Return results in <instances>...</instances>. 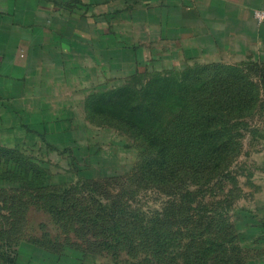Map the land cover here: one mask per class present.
<instances>
[{
    "label": "rangeland",
    "instance_id": "1",
    "mask_svg": "<svg viewBox=\"0 0 264 264\" xmlns=\"http://www.w3.org/2000/svg\"><path fill=\"white\" fill-rule=\"evenodd\" d=\"M258 10L209 12L190 59L53 25L44 74L0 98V264H264V45L235 30Z\"/></svg>",
    "mask_w": 264,
    "mask_h": 264
},
{
    "label": "crops",
    "instance_id": "2",
    "mask_svg": "<svg viewBox=\"0 0 264 264\" xmlns=\"http://www.w3.org/2000/svg\"><path fill=\"white\" fill-rule=\"evenodd\" d=\"M50 2L0 0V98L8 100L14 96L18 86L30 88L37 83L35 77L39 75L40 78L46 68V57L42 59L40 52L46 50L49 44L47 32L53 25L61 26L65 19L72 26L71 32L66 34L71 39L72 47H79L77 39L85 37L91 45L104 44L102 46L107 48L114 39L120 38L121 28L135 26L139 29L140 38L151 36L155 46L167 44L168 53L173 58L176 56L175 46L180 45L183 55L190 59L187 55L190 52H205L201 50L208 44V23L211 19H219L217 15L209 18V12H219L221 18L222 14H230L231 21L234 18L239 22L245 21L253 28L256 25L248 14L264 7V0H52V5L56 4L57 10H54ZM213 6L216 7L211 8ZM257 28L256 33L252 30L248 34L238 31L236 26V34L244 37L239 42L245 44L250 38H256L264 45V25ZM32 30L38 33L40 40L34 52L39 51L37 63L31 56ZM56 35L60 40L58 32ZM59 40L55 44L63 45ZM21 43H27V48L22 47ZM135 43L137 46L145 42L117 41L114 48L119 53H125ZM211 43L215 44V41ZM139 52L144 54V58L152 54V57L159 59L162 54L158 48L151 52L141 49ZM87 55L89 60L97 59L96 51L90 50ZM31 58H34L33 61Z\"/></svg>",
    "mask_w": 264,
    "mask_h": 264
},
{
    "label": "built area",
    "instance_id": "3",
    "mask_svg": "<svg viewBox=\"0 0 264 264\" xmlns=\"http://www.w3.org/2000/svg\"><path fill=\"white\" fill-rule=\"evenodd\" d=\"M254 15L259 24L264 25V10L255 11Z\"/></svg>",
    "mask_w": 264,
    "mask_h": 264
},
{
    "label": "trees",
    "instance_id": "4",
    "mask_svg": "<svg viewBox=\"0 0 264 264\" xmlns=\"http://www.w3.org/2000/svg\"><path fill=\"white\" fill-rule=\"evenodd\" d=\"M7 154H10V152H6Z\"/></svg>",
    "mask_w": 264,
    "mask_h": 264
}]
</instances>
